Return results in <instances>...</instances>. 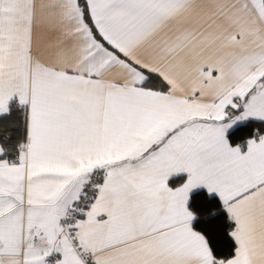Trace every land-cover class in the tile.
Listing matches in <instances>:
<instances>
[{
    "label": "snow or ice",
    "instance_id": "1",
    "mask_svg": "<svg viewBox=\"0 0 264 264\" xmlns=\"http://www.w3.org/2000/svg\"><path fill=\"white\" fill-rule=\"evenodd\" d=\"M0 264H264V0H0Z\"/></svg>",
    "mask_w": 264,
    "mask_h": 264
}]
</instances>
